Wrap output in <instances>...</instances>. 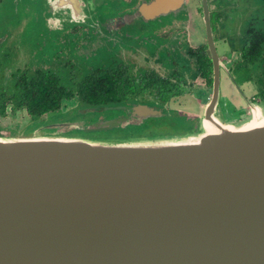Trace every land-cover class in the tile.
<instances>
[{"label": "water", "instance_id": "95a60500", "mask_svg": "<svg viewBox=\"0 0 264 264\" xmlns=\"http://www.w3.org/2000/svg\"><path fill=\"white\" fill-rule=\"evenodd\" d=\"M205 24L214 77L197 136L0 135V264H264V121L217 116L223 63ZM234 82L249 121L257 106L263 116ZM114 109L127 115L76 128L163 115L142 103Z\"/></svg>", "mask_w": 264, "mask_h": 264}, {"label": "flooded vegetation", "instance_id": "af4514ba", "mask_svg": "<svg viewBox=\"0 0 264 264\" xmlns=\"http://www.w3.org/2000/svg\"><path fill=\"white\" fill-rule=\"evenodd\" d=\"M243 4L250 7L254 4L255 10L259 9L253 0H0V75L14 61L22 62L20 57L23 53L32 54L29 64L33 65L34 59L45 55L53 59L59 57L60 52L68 50L67 56L61 55L63 63L57 68L34 70L35 73L31 75L25 72L17 76V80L22 77L39 78L41 75H51L58 77L62 85L74 89L77 84L90 79L100 80L102 76L119 79L117 81L121 83L128 80L136 85L140 93L132 95L130 89L128 92L125 88L114 85L112 91L117 95L122 90L126 91L125 98L128 100L104 106L102 111H95L94 121L102 117V113H110L109 116L113 117L127 115V109L116 110L115 106L131 108L142 103L163 112L162 116L147 118L138 126L141 127L150 119L169 116V108L174 110L170 106L172 99L189 92L188 74L192 78H204L212 89L214 65L208 44L206 17L210 18L213 38L224 64L220 65L221 85L225 83V78L231 86L227 87L232 89L230 91L221 88L220 99L225 93L235 94L239 98L241 92L234 80L239 86L240 84L233 77L229 65H234L235 69L241 63L245 69L250 64L254 65L253 62L246 61L243 55L262 40L264 29L250 23L237 34V40L242 46L233 48L230 45L231 35L227 37L222 26H218L219 32L215 34L213 19L224 21V14L241 8ZM248 13L252 14L251 8ZM168 18L171 20L165 21ZM183 22L192 26V33L185 26H181ZM217 36L224 47L227 45L232 52L240 53V61L231 63L227 58L229 53L221 55ZM89 44L94 46L91 52L86 50L90 47ZM221 47L223 48L222 45ZM51 51H55V54L49 55ZM255 60L258 65L259 60ZM79 61L81 66H78ZM160 63L170 76L157 73L151 66ZM203 65L210 71L211 84L199 72ZM149 78L166 79L180 86V89L184 86V93L174 94L169 102L163 104L155 88L148 87L146 92L142 90V86H148ZM64 81L68 83L65 84ZM130 88L133 89L132 86ZM74 98H79L77 89L74 91ZM238 103L243 105L240 100ZM130 126L134 128V125Z\"/></svg>", "mask_w": 264, "mask_h": 264}, {"label": "rangeland", "instance_id": "374dc122", "mask_svg": "<svg viewBox=\"0 0 264 264\" xmlns=\"http://www.w3.org/2000/svg\"><path fill=\"white\" fill-rule=\"evenodd\" d=\"M253 1L255 3L256 8L259 9L255 10V7L253 6L254 4L251 7L248 4H245V6L243 4L241 8L235 9L234 11L233 10L228 11V13L224 14V21H222L223 19L219 21L218 18L213 19L215 34L217 35L219 32L218 26H222L223 31L226 32L227 37L231 35L230 45L233 48L242 46L241 43L237 40L238 38L237 34L240 33L243 30V28L248 26L250 23L253 26L264 29V0H253ZM250 8L252 14L248 13ZM170 20L171 19L168 18L165 21L168 22ZM181 26L182 27L185 26L192 33V26L189 23L183 22ZM221 36L224 37V35ZM217 39L219 44L218 48L220 50L221 55L223 53H227V54L229 53L227 58L230 59L231 63L241 60V55L239 52H234V51L232 52L229 46L225 45L224 47V44L219 41L218 36ZM221 45L223 46L224 49L221 47ZM89 46L90 47H88L86 50L88 52H91L94 46L93 44H89ZM60 53L61 55L63 54L64 56H67L69 54L68 50L67 52L65 50L64 53L63 51ZM54 54L55 51L49 52V55H54ZM61 55L53 59H49V57L45 55L42 56L40 59H34L35 60L34 64L31 65L29 64V62H31L30 57H32V54L23 53V55L20 57L22 62L17 63L16 60L13 63H11L10 66L5 67L3 73L0 75V85L2 86L4 85L7 88H11L17 80L16 77L24 74L25 72L31 75L35 73L34 70H40L45 68H57L59 65H61V63H63L62 62L63 58ZM78 66H81V62L78 64ZM151 66L152 68L155 69L157 73H160L161 75L164 76H170L167 74L168 70L164 66H162L161 63ZM229 66L232 70L231 72L233 77L238 80V83L240 84L241 88H243V91L248 96V98L252 102L260 104L259 98L257 97L258 85L256 81V78L260 72V64L258 65L257 63H255L254 65L250 64L248 67H246V69L244 68L243 63H241L239 66L237 65L236 69L233 68L234 65L233 66L229 65ZM17 70H19L20 72ZM13 72H16V74L13 75ZM187 79H188L187 83L189 86V92L180 97H176L172 99L170 106L174 110H181V114H187L191 116L199 115V118L201 119L203 108L211 98L212 89L211 87H209L208 84H206L205 79L200 76L192 78L188 74ZM253 79H255V81ZM224 81L225 83L223 84V86L221 85L222 90L225 89L230 90L229 87L231 86L228 85L225 78ZM63 83L66 84L68 82L64 81ZM227 85L229 87H227ZM230 91H232V89ZM237 97L235 94L232 95L230 93L223 94L217 107V116L225 123H231L236 126H241L242 124L249 121V119L251 118V108L249 107L243 95L239 94V98L242 99H239ZM238 100H240L243 105H239L240 103H238ZM9 105L10 106L8 110L10 111L11 104ZM77 105H78L77 98H73L70 100H63L60 110L54 113L52 112L46 114L43 117L36 118L33 120L25 110H18L15 113L11 112V114H9L8 117L2 118L0 120V126L7 127V129L3 130V136H10V132L8 129L12 130L11 135L13 137H27V136L54 137V136L80 135V134H76V132L73 133V130L77 129L76 128L77 126L86 125V123L89 120L92 121L95 115H93V118L85 117L82 118L81 120H73L67 117L68 111L74 108L75 109L71 111L72 114L75 113V111L80 116L89 115L91 113L89 110H82L81 108L76 107ZM109 114L110 113H102V117L98 118V120L110 119L111 115L109 116ZM111 118H113V115L111 116ZM200 127L203 129L202 126ZM116 130H121V129L117 128ZM191 135L197 136L198 134L193 133Z\"/></svg>", "mask_w": 264, "mask_h": 264}, {"label": "trees", "instance_id": "16d2710c", "mask_svg": "<svg viewBox=\"0 0 264 264\" xmlns=\"http://www.w3.org/2000/svg\"><path fill=\"white\" fill-rule=\"evenodd\" d=\"M264 34L262 40L258 41L256 45L250 48L251 51L246 50L243 57L246 61H251L254 64L257 63L255 59L259 60L260 72L258 74L257 85L259 102L264 105ZM250 52V54H249ZM249 54V55H248ZM201 70V71H200ZM199 72H202L211 84L212 79L209 76L210 71L207 70V66L203 65ZM208 71V72H207ZM119 80V79H117ZM113 80L109 76H102L100 80L90 79L83 83L77 84V87H66L62 85L56 76H40L39 78L22 77L20 80H16L15 84L11 88H6L0 85V120L8 117L11 112L15 113L18 110H25L31 119H36L45 116L49 113H54L61 109L62 101L74 98V91L77 89L78 105L77 107L82 110H89L92 114L77 116L76 112L67 114V117L75 120L82 118H91L95 111H102L104 106L116 105L128 100L125 98L124 92L131 90V94L140 93L137 90L136 85L126 80L124 83ZM148 86L143 87L142 90L155 88L159 94V99L164 104L169 102L174 94H183L184 86L180 89L177 84H174L168 80H157L154 78L148 79ZM179 82V81H178ZM143 82H141L142 84ZM180 83V82H179ZM140 84V85H141ZM114 85L120 86L121 89H126L118 95L112 91ZM132 86L133 89L130 88ZM14 87V88H13ZM136 87V91L134 90ZM13 88V89H12ZM133 90V91H132ZM129 92V91H128ZM9 104H11V110L9 111ZM78 108V109H79ZM166 110H168L166 108ZM169 116L162 119H150L147 124L141 127L134 126V128H120L121 130L111 131H95L88 132L84 130L75 129L73 133L80 134L89 138H103V139H123V138H135V137H164L173 135H186L193 134L200 131L201 119L199 116H191L187 114H181V111H174L169 108ZM12 113V114H13ZM95 114V113H94ZM96 117V114H95ZM94 122V119L88 121L86 125ZM167 123V124H166ZM84 125V126H86ZM7 127L0 126V135H3V130ZM11 133V129H8Z\"/></svg>", "mask_w": 264, "mask_h": 264}, {"label": "bare ground", "instance_id": "6f19581e", "mask_svg": "<svg viewBox=\"0 0 264 264\" xmlns=\"http://www.w3.org/2000/svg\"><path fill=\"white\" fill-rule=\"evenodd\" d=\"M262 115V109L259 108L258 106L255 107V117L251 119L249 122L244 123L241 127H249V126H254L255 124H258L260 122L264 121V115ZM204 127L206 131L211 132L213 131L214 125H211L208 121L204 122ZM192 138V137H191Z\"/></svg>", "mask_w": 264, "mask_h": 264}]
</instances>
